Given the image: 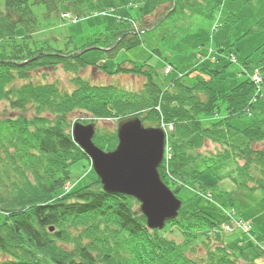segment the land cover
I'll list each match as a JSON object with an SVG mask.
<instances>
[{
  "label": "trees",
  "instance_id": "obj_1",
  "mask_svg": "<svg viewBox=\"0 0 264 264\" xmlns=\"http://www.w3.org/2000/svg\"><path fill=\"white\" fill-rule=\"evenodd\" d=\"M68 1L87 16L111 6L129 15L123 8L129 0H0V108L6 101L19 111L0 118V264L261 263L264 254L258 245L227 242L220 227L225 218L192 198H181L178 214L160 230L147 227L134 197L105 191L98 176L61 195L65 181L71 179V166L89 158L71 133L72 115L78 111L119 120L139 114L144 124L172 123V158L159 172L178 197L207 172L215 181L206 182L205 188L218 190L221 198L228 194L218 187L224 180L236 188L264 192V127L233 124L247 111L263 108L264 96L249 77L230 90H217L210 82L222 77L226 69L208 64L202 69L205 77H196L193 84L178 77L163 88L154 80L152 68L141 64L120 65L117 70L142 75L146 81L139 91L93 85L81 76L74 79L72 92H61L55 83L31 82L32 72L39 68L61 64L75 71L86 64L75 52L70 56L43 53L25 64L13 63L44 51H33L30 45L38 25L34 6L52 13ZM141 1L143 20L164 4H169V15L212 17L226 0H175L174 8L172 0ZM246 2L255 9L257 22L245 34L264 33V0ZM238 18L231 13L225 21L235 23ZM138 43L136 35H123L119 46ZM254 97L256 102H252ZM28 110L31 116L26 115ZM195 135L200 145L193 140ZM93 140L107 151L118 143L116 130L97 131ZM206 142L218 147L202 148ZM257 144L263 146L254 147ZM229 205L234 207L232 200ZM199 248H204L201 255Z\"/></svg>",
  "mask_w": 264,
  "mask_h": 264
},
{
  "label": "rangeland",
  "instance_id": "obj_2",
  "mask_svg": "<svg viewBox=\"0 0 264 264\" xmlns=\"http://www.w3.org/2000/svg\"><path fill=\"white\" fill-rule=\"evenodd\" d=\"M142 5L141 0H129L127 6H123L128 11V16L119 13L114 6L87 16L76 10L69 1L60 4L58 11L52 13L43 11V6H34L33 15L37 17L38 25L31 35L30 45L33 51L44 50L45 52L48 50L51 52L50 54L67 56L69 53L76 50L82 51L92 45L99 48L83 53L86 64L79 70H66L61 64L52 67L46 66V68L34 70L30 81L35 84L55 83L61 92H72L76 88L74 79L81 76L93 85H113L119 90L137 91L144 87L146 79L142 75H133L117 70L120 65L129 67L147 64L145 69L152 68L154 80L162 87H166L171 80L181 75L184 76L187 83L193 84L195 80L193 77L204 75L203 66L211 63L208 55L210 46H213L219 50L216 55L217 60L212 66L217 70H222L225 67L226 71L221 74L222 77L211 80L212 88L230 90L249 75L252 76L255 67H260L262 70L259 71L260 75L257 76L256 83L259 85L257 87L260 92L262 91L260 95L264 96V46L260 48L264 44V33L245 34L257 22V13L246 0H226L219 9L213 12L212 17L180 13L169 15V4H164L156 12L147 15L142 20L139 12ZM231 13L239 17L235 23L225 21L226 16ZM124 21L125 24L126 22L130 23L126 30L125 24L122 23ZM216 24L219 25L217 30L214 29ZM107 28H110V34ZM122 31L123 33L124 31L128 32L123 34ZM115 32L120 33L113 36ZM22 33L23 29L20 31V34ZM123 35L127 38L136 35L140 39V43L132 47L119 46ZM103 49H111V51ZM230 51L233 53L231 55H236V61L228 58ZM38 56L35 53L33 57L37 58ZM201 58H203V63ZM166 66H172L170 73L164 72ZM191 71H193L192 74ZM18 113L19 111H13L6 101L2 102L1 119L11 114L16 116ZM223 113H225V105L222 107ZM26 115L31 116L32 112L28 110ZM133 115L139 116V114L129 116ZM72 119L71 129L73 121L83 124L93 123L97 127V131L101 133L116 130L120 122L118 118H101L85 111H78L72 115ZM162 123V121L159 123L145 122L149 126L151 124L163 126ZM253 123H260L264 127V105L262 110L247 111L240 119L233 121L235 126L241 127ZM166 130L167 152V150L169 151L172 127L169 126ZM193 140L200 145L198 135H195ZM262 146L263 144H257L254 147L261 148ZM206 147L207 149H216L218 146L206 142ZM70 173L71 179L65 181L61 195L89 182H94L97 178L89 158L73 164ZM214 179L210 173H205L198 183L186 187L179 194V198H192L195 203L209 205L215 208L217 214L222 219L225 218V221L228 219L227 213L234 211L236 215L232 217L234 219L231 223L232 227L223 228L226 231L224 238L227 242H235L233 246H241L248 240L258 244L264 243V192L262 190L251 192L247 189L236 188L231 181L224 180L219 182L218 187L219 190L228 194L221 198L217 195L218 190L211 188V191H207L205 188V183L214 182ZM230 200L233 201V208L229 205ZM137 206L140 208L139 202ZM169 220H166L159 229L163 230ZM237 221L250 223L253 227V234L237 230V224H240ZM168 234L169 237L181 240L178 235ZM198 253L200 255L204 253V248H199ZM0 258L2 257L0 256ZM261 263L264 264V259ZM240 264L245 263L241 262Z\"/></svg>",
  "mask_w": 264,
  "mask_h": 264
},
{
  "label": "water",
  "instance_id": "obj_3",
  "mask_svg": "<svg viewBox=\"0 0 264 264\" xmlns=\"http://www.w3.org/2000/svg\"><path fill=\"white\" fill-rule=\"evenodd\" d=\"M92 48L98 47H89L81 53ZM95 133L93 124L78 122L72 136L91 159L105 191L131 195L141 201V211L150 228H161L166 220L174 218L181 201L159 172L165 149L164 129L145 127L137 115L126 117L119 122L118 144L111 151H105L94 143Z\"/></svg>",
  "mask_w": 264,
  "mask_h": 264
},
{
  "label": "built area",
  "instance_id": "obj_4",
  "mask_svg": "<svg viewBox=\"0 0 264 264\" xmlns=\"http://www.w3.org/2000/svg\"><path fill=\"white\" fill-rule=\"evenodd\" d=\"M242 228L244 229H247V226L246 225H241Z\"/></svg>",
  "mask_w": 264,
  "mask_h": 264
}]
</instances>
